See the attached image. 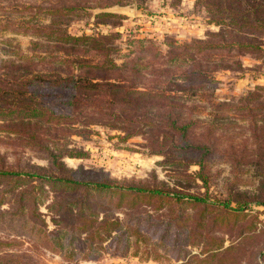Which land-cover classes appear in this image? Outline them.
Wrapping results in <instances>:
<instances>
[{"label":"rangeland","instance_id":"374dc122","mask_svg":"<svg viewBox=\"0 0 264 264\" xmlns=\"http://www.w3.org/2000/svg\"><path fill=\"white\" fill-rule=\"evenodd\" d=\"M62 1L67 2L66 6L72 5L73 1L83 6V13L70 14L65 27L67 32L79 38L74 43L73 54L77 52L90 59L89 66L98 75L117 72L123 65L133 64L123 73L130 79L136 78L139 89L146 87L162 90L171 96L181 95L179 99L184 101V111L191 113L195 123L199 124L193 129V140L200 135L202 142L212 143V147L204 153L203 167L199 169L192 160L193 155L186 151L155 150L151 145L154 139L151 131L143 130V133L126 136L121 129L116 128V123L95 120L83 127L81 122L73 120V113H69L65 104L57 98L58 90L48 89L44 85L43 105L60 114H69V119L63 121L60 117L56 122H51L20 113L0 118V167L16 171H47V151L53 149V141H56L58 147L66 150L86 151L84 157L63 156L60 159L65 168L77 171V174L80 172L84 177L160 185L187 193L204 194L208 201L218 204L229 199V191L233 189L254 190L257 181L253 172L248 170L250 165H241L232 159L246 154L243 148L250 141L247 123L251 117L264 115V109L253 112L252 116L243 114V118L239 117V112H243L229 111V104H236L238 98L255 85L264 87V36L263 51L258 53L202 48L199 53L197 49L191 51L199 59L189 62L188 50L184 62L169 63L168 55L172 46L196 44L197 41L205 40L211 44L220 42L218 39L213 42L208 36L219 29V25L209 19L213 7L201 0H0V72L7 65H22L23 58L31 57L41 62L38 67L41 74H50L52 61L58 56L66 57L65 53L56 51V46L50 44L53 42L51 38L30 33L35 23H48V19H51L44 14V10H51L47 7L53 2L56 9H61V5L57 4ZM104 1L112 4L100 6ZM38 4L41 6L37 7ZM128 7H131V11H128ZM38 8L42 9L37 11ZM100 11L119 16L102 18L96 15ZM109 31L117 32L118 35L112 39H92ZM47 40L50 42V51L33 44H46ZM52 55L55 58H51ZM211 60L215 64H210ZM134 68L137 69L135 77L130 72ZM104 69H110L111 72H105ZM189 71V75L197 74L200 79L192 83L181 81L179 76ZM61 93L63 95L65 91L61 90ZM259 101L264 107V92H260ZM141 105L145 106V103ZM95 117L94 114L93 119ZM261 121L258 119L255 123L260 124ZM207 123L211 126L208 134ZM37 126L40 137L44 139L40 149L34 148L29 141L25 144L27 134L36 135L33 131ZM199 170L204 179L197 175ZM17 181L0 179V189L9 185L21 188L35 184L33 181L20 184ZM44 188L47 190L45 198L37 201L40 191L34 190L36 202L34 209L30 210L31 214H35L36 210L42 223H35L26 215L3 212L13 211L25 200L12 203L13 196H9V200H0V255L25 254V258L35 260L31 264H264V257L261 256L264 252V232H254L250 237H245V241L241 240L230 253L229 245L239 242L241 238L237 228L247 219L231 221L235 228L229 232L227 209L217 207L211 208V212H201L200 207L184 205L182 216L188 226L176 224L183 227L186 233L175 240L171 231L163 234L164 224L159 223L172 222L173 219H147L146 215L156 214L143 204L147 200L138 198L134 201L133 198L117 194L99 193L95 199L105 207L106 215L120 220L125 229L122 238L128 246L118 236V239L113 240L110 237L102 238V241L89 248L82 241L85 238L83 230H75V239H69L67 227L60 225L61 228H58L51 221L57 219V214L53 215L49 208L55 212L57 210L51 206L53 193L48 191L47 186ZM79 191L64 193L72 196L71 202H68L72 209L73 197L76 200L80 198ZM64 198L57 197L56 201L63 202ZM107 200L110 202L107 203ZM137 202H142L143 206L138 207L139 203L134 204ZM174 209V206L163 207L157 212L161 218L174 217ZM248 211L256 215V225L262 228L264 206L251 205ZM96 215V220L103 217L102 211ZM63 219L69 222L73 215ZM134 223L137 224V239L130 235L132 230L127 229ZM55 229L64 233L59 240V247L52 240V235L42 236V233L50 234Z\"/></svg>","mask_w":264,"mask_h":264},{"label":"trees","instance_id":"16d2710c","mask_svg":"<svg viewBox=\"0 0 264 264\" xmlns=\"http://www.w3.org/2000/svg\"><path fill=\"white\" fill-rule=\"evenodd\" d=\"M207 6L213 7L211 11L212 17H209L210 21H213L219 25V29L215 33H209L213 40H220L216 44H211L209 40L205 42L197 41L196 44L187 45H175L172 46V51L169 52L168 62L182 61L188 51L189 62L199 59L198 55H193L191 51L197 49L199 53L202 48L205 49H226L229 52H243L248 54H254L263 51L262 37L264 36V0H201ZM110 1H104L99 4L102 7L111 5L106 3ZM116 2V1H114ZM113 2V3H114ZM55 2L51 3L47 9L44 10V14L51 18L48 19V23L37 22L32 27L30 32L33 35L51 38L53 41L50 43L47 40L46 44L39 42L33 43L34 45L49 48L48 43L56 46V51L61 50L66 54V57H54L53 67H51L50 74H41L39 71L41 62L34 61L31 57H25L21 60L22 65L19 63L16 65H7L4 71L0 72V118L11 116L13 113H20L24 116L33 117L35 119H45L46 121L56 122L57 118H62L63 121L69 119V114L58 113L56 110H52L49 107L43 105L42 99L45 97L43 94L44 85L50 89L55 88L58 91V96L61 103L65 104V108L69 113H73V120L77 123L86 126L90 121H101L103 123H116L117 127L121 129L126 136L143 133V130L153 132L154 139L151 141V145L155 150L166 149L169 151H186L193 155L192 160L198 165L199 169H202L203 155L212 147V143H203L202 137L199 135L195 141L192 138L193 129L198 127L199 124L195 123L192 118V114L184 111V101L179 99L181 96H171L164 93V91H157L156 89H143L138 88V84L135 79H130L123 72L132 68L133 64H125L120 70L113 71L112 73H103L98 75L95 70L89 66L91 64L90 59L85 58L75 51L74 43L79 39L66 31V25L70 14H80L83 6L76 1L73 4L66 6L67 2L62 1L57 4L61 5V9H56ZM38 4L37 7H40ZM36 7V8H37ZM42 8H38L40 10ZM97 16L102 18L106 17H118L114 13L98 12ZM118 35L117 32L109 31L105 35H97L96 39L114 38ZM210 44H204V43ZM64 45L63 47H61ZM47 54L50 55L48 52ZM64 54V56H65ZM74 56V59H73ZM214 60H211L212 64ZM187 62V61H186ZM213 64H215L213 62ZM49 65V64H48ZM75 66V67H74ZM89 66V67H88ZM189 66V65H188ZM187 66V67H188ZM113 67V66H112ZM105 72H111L110 69H104ZM134 77L137 75V69L134 68L130 71ZM190 71L187 74H182L181 81L199 80V75L191 74ZM45 77V78H43ZM205 78V77H202ZM40 80H42L40 82ZM61 90L65 93L62 95ZM260 92H264V87L261 85H255L253 89L246 92L242 97L238 98L236 104H229V111H241L239 117L243 114L251 115L253 112L261 111L264 109L262 101L260 99ZM151 98L153 101H151ZM145 103V106L141 105ZM88 111L84 112L85 109ZM83 113V114H82ZM95 114V119L93 115ZM252 116V115H251ZM248 118V115H246ZM262 120L260 124H256V120ZM248 136L250 141L243 150L245 155H237L233 157L232 161L238 162L241 165L249 164L248 170L253 172L255 180L257 181L254 190H237L233 189L229 191V199L220 202L208 201L206 195L192 194L183 192L180 190L170 189L160 185H148L144 183H131V182H117L108 178H93L91 176L81 175L80 172L74 170H68L61 163V158L66 157H84L86 151L81 149H64L58 147L56 141H53V149L48 150V164L49 170L47 171H16L9 168L0 167V179H17L20 183L26 181H33L35 184H31L26 187L18 188L15 185H9L0 189V200H9V196H13L12 203H17L25 200L24 203H19V207L16 206L13 211H3L4 213L15 214L18 216L26 215L31 218L33 222L42 223V220L38 219L36 210L35 214H31L30 210L34 209L35 202L39 198L44 199L47 190L44 186H47L48 191L53 193V199L51 200V206H55L57 212L49 208L53 215L57 214V219H51L54 224L64 225L69 239H75V230H83L85 232V238L82 241L91 248L97 243L102 241V238L110 237L112 240L118 239L124 232V228L121 226L120 220L116 217H110L106 215L105 207L96 201V196L99 193L104 194H117L121 197L147 200L145 206L151 208L153 213H156L153 218L147 219H173L172 222L164 221L163 234L167 231L172 232V237L177 240L178 236L186 233L182 226H188L183 221V207L184 205H190L200 207L201 212H211V208L227 209L229 212V232L231 228H235L231 221H238L239 219H247L244 224H239L238 232L241 234V238L237 243H231L229 245L230 253H233L234 247L241 243V240L245 241V237H250L254 232H264V226L261 228L256 225V215L251 214L248 209L251 205L264 206V115L261 117H251L248 121ZM207 125L208 134L210 132V124ZM36 135L32 133L27 134V140L34 148H41V142L44 140L40 137L41 133L38 131V126L34 129ZM45 148L44 146L42 147ZM241 157V158H240ZM251 157H254L251 159ZM80 170V168H77ZM197 175L204 179L200 170ZM40 191L39 197L34 201V190ZM80 189L79 199L73 197V209L71 202L72 196L65 194L67 192H73ZM11 194V195H10ZM81 194V195H80ZM57 197H65L63 202L56 201ZM107 203L110 201L107 200ZM139 203V204H138ZM141 208L142 202H137ZM229 204V207H227ZM14 206V205H13ZM174 206V217L164 216L160 217L157 212L163 207ZM76 208V209H75ZM209 208V209H208ZM25 209V211H23ZM103 209V210H102ZM221 210V209H220ZM102 211V218L96 220L97 212ZM73 215V219H69L66 222L64 217ZM69 215V216H68ZM159 215V216H158ZM155 216V217H154ZM53 218V217H52ZM180 219H182L180 221ZM68 223V224H67ZM151 223V222H149ZM73 224V230L71 229ZM137 224L127 227L128 230H132L131 236L138 237ZM135 226V227H134ZM187 230V229H186ZM80 231V232H83ZM73 232V235H72ZM114 232V234H112ZM64 233L55 229L52 233H42L43 237L52 235V240L60 246V238ZM244 234V235H243ZM249 234V236H247ZM72 236V237H71ZM243 236V238H242ZM137 239V238H136ZM123 240V244L128 245ZM93 243H95L93 245ZM219 245V243H218ZM124 246V247H125ZM133 246V244H132ZM245 246V243H244ZM57 247V248H58ZM25 254L15 255L13 253L0 255V264H31L35 262L32 258H25ZM264 257V252L261 253ZM231 258V257H229ZM32 261V262H31Z\"/></svg>","mask_w":264,"mask_h":264},{"label":"water","instance_id":"95a60500","mask_svg":"<svg viewBox=\"0 0 264 264\" xmlns=\"http://www.w3.org/2000/svg\"><path fill=\"white\" fill-rule=\"evenodd\" d=\"M128 11H131V7H128Z\"/></svg>","mask_w":264,"mask_h":264}]
</instances>
